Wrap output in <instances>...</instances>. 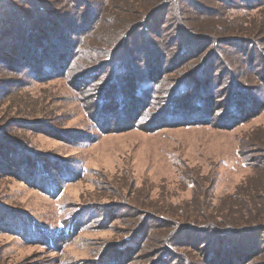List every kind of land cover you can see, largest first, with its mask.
I'll list each match as a JSON object with an SVG mask.
<instances>
[{
    "label": "rangeland",
    "instance_id": "rangeland-1",
    "mask_svg": "<svg viewBox=\"0 0 264 264\" xmlns=\"http://www.w3.org/2000/svg\"><path fill=\"white\" fill-rule=\"evenodd\" d=\"M86 46L96 52L81 78L72 69L34 78L22 66L32 52L65 61ZM111 61L129 75H145L148 61L161 74L136 120L127 110L137 114L145 91L126 99L122 120L113 100L98 104L127 81ZM262 78L264 0H1L0 264H264ZM180 81L192 84L179 105L198 96L210 119L161 116ZM232 97L239 116L229 117ZM38 163L60 184L57 197L32 180ZM83 210L95 217L59 248L17 222L52 233Z\"/></svg>",
    "mask_w": 264,
    "mask_h": 264
},
{
    "label": "trees",
    "instance_id": "trees-1",
    "mask_svg": "<svg viewBox=\"0 0 264 264\" xmlns=\"http://www.w3.org/2000/svg\"><path fill=\"white\" fill-rule=\"evenodd\" d=\"M0 2H1V0H0ZM92 11L96 15H99V13L102 11V7L97 9L94 5L90 9V12H92ZM95 17L97 18V16H95ZM32 19L33 18H31V20ZM21 24H22V27H21ZM27 24L28 23L26 21L20 20L19 29L21 30V33L23 35H25L27 39H29V37L32 36L34 34V32H32L33 30L30 29ZM16 25L18 26L19 24H16ZM25 29H29V30L25 31ZM93 30L94 29H91V32H94ZM16 33H17L16 31L11 32L10 37L12 38L13 35H15ZM42 40L46 42L47 39L42 38ZM33 41H35V40H33ZM32 44H34V43H32ZM81 45H83V44L81 43L80 46ZM91 47H89V46L84 47V50L83 49L79 50L78 54H76L77 48H75V50L73 48L71 50V52H69V54H67L66 56L64 55V57H62V58H65V61H53L50 58V55L48 56L47 55L48 53L43 52V50L41 52H37V54H34L32 52L30 57H28L29 59L27 61H23L22 66L24 68L29 69L28 75L32 74L34 76V78L42 77L43 75L44 76L53 75V74L60 75L59 71L60 72L63 71V73H65V71L70 72L71 69H72L71 70L72 75H75L74 76L75 78H81V77H83V74L86 73V75H87L90 73L89 71H86L84 69L91 66V65H89V61H93L92 55L95 54V52H96L95 48L93 49ZM62 54H61V56H62ZM52 55H54V54H52ZM55 55L54 56L56 58L57 54H55ZM34 58H36V59H34ZM37 58L40 61H33V60H37ZM48 58H50V59H48ZM79 60H81V61H79ZM96 60H97V58H96ZM252 61H254V60H252ZM115 62L116 61H111V63L107 67H112V69L115 70V78L118 76V78H116L117 80L123 79L122 81H124L127 79V81H126V83L123 82L124 83L123 86H121L119 84H115V85H112L110 87L108 92H107V90H105L104 93L97 94V96H100L99 100H98V104L101 107L106 102L113 100L112 102L115 105L118 104V114L120 116L119 119L122 120L126 114V113H124V108H123L124 104L128 103V102H125L126 99H128V100L132 99L136 103H138L139 101H137L135 99V97H137V93H138V95H140V92L145 91L142 93L143 96H142V99L140 100V101H143V103H140L141 106L136 105L138 108L141 107L139 110H137V114L132 115L131 110H127L128 111L127 116L132 117L133 120L134 119L136 120L138 118V116L141 114L142 108L146 107V105L148 106L150 100L154 98V95L156 93V87H158V83H159L158 79L161 78V74H159L158 72L155 73V71L152 70V66L150 65V62L148 63V61L146 62V65H145V69H146L145 75L139 74L136 69H135L134 74L129 75L127 73V70L130 69L129 67H127V66H122L120 68L116 67L114 64ZM83 70H84V72H83ZM97 71H99V70H97ZM77 72H79V73H77ZM122 74H124V77H122ZM138 74L141 77H137ZM65 76H66V73H65ZM128 76H130V77L134 76V78L136 77L135 81L132 82V84L128 83L129 82ZM262 80H263L262 83L264 84V79L262 78ZM229 82H230V84H232V86H234V84H237L236 83L237 81H234V80H231V81L229 80ZM187 83H189V82H186V81L181 82L180 81L178 84L176 83L175 86L173 85L172 88L174 87L175 89L173 88L174 93H173V96H171L172 98L171 99L169 98L168 100H163V109H162L163 111L161 113V116L163 115L165 118H168V120H170L169 125L174 124L176 122H179L181 119L182 120H185V119L199 120V119H201L204 121V120H207L208 118L209 119L211 118V114L206 113V108L209 107V103H206L207 101L204 99L197 98L198 96H196L195 98H192V102H193L192 106H187L183 99L181 100L182 103L179 105V99L182 97V95H184V93H187V90H188ZM189 84H192V83H189ZM209 85L210 86L208 87V85H207V87L209 88V91H211L210 89H212V85H211V83ZM256 90L261 91L262 94H264V85L257 88ZM200 91L203 93L206 92L205 90H200ZM112 95H117V97H118L117 103H116V101H114ZM123 96H125L126 98L124 99ZM206 97L207 96H203L202 98H206ZM123 100H124V103L122 104ZM247 100L250 101L249 99H247ZM231 101H232L231 102V110H230L231 113H230L229 117H233V115L239 116V114L244 111V107L241 108V104L239 101H237V97H234V98L232 97ZM108 112H109L108 110H106V111L103 110V112H101V111L96 112L95 121L100 119V118L101 119L105 118L106 113H108ZM98 115L100 117H98ZM212 116H213V114H212ZM132 123H133V121H132ZM132 123H131V128L136 126L134 123L133 124ZM154 125H157V122H154ZM139 128L142 129L144 127L141 124ZM11 154H13V153H11ZM27 168L28 169L25 170L26 173L27 174L29 173V175H31L33 168H30V167H27ZM10 170L13 171L12 165L10 167ZM35 171L38 174V178H35V176L33 177V175H32V180H34V182L38 185L37 187L43 189L46 193L50 194L52 197H57L60 190H61V186H60V184L56 183L55 177L50 175L48 170H46L45 167L41 163H38L35 166ZM60 171L63 175V180L66 181L65 182V184H66L67 179H68V178H66V176L69 177L68 176L69 174L63 168H61ZM93 217H95V216L89 215L88 210H83L80 213H74L71 215V217L66 222L59 224L58 225L59 227H57L56 230L53 231L52 233L46 231L37 222H35L29 218L22 219L21 217H18L17 222L19 223L20 226H23V228L25 230V233H24L25 237L32 239V241H36V242H40V243H47L53 247L57 245L59 248V247H62L64 244L70 243L72 238L76 234V231H78V232L82 231L86 227L85 222L92 220ZM261 234H264V230L261 231ZM237 258L238 257L235 256V257H233V260H236ZM241 264H242V262H241Z\"/></svg>",
    "mask_w": 264,
    "mask_h": 264
}]
</instances>
